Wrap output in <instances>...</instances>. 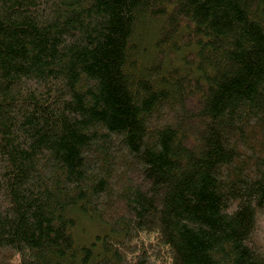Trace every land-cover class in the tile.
I'll return each mask as SVG.
<instances>
[{"label": "trees", "instance_id": "trees-1", "mask_svg": "<svg viewBox=\"0 0 264 264\" xmlns=\"http://www.w3.org/2000/svg\"><path fill=\"white\" fill-rule=\"evenodd\" d=\"M0 264H264V0H0Z\"/></svg>", "mask_w": 264, "mask_h": 264}, {"label": "rangeland", "instance_id": "rangeland-1", "mask_svg": "<svg viewBox=\"0 0 264 264\" xmlns=\"http://www.w3.org/2000/svg\"><path fill=\"white\" fill-rule=\"evenodd\" d=\"M80 239L84 243H89L94 241L95 237L98 235H104L107 228L95 220H83L80 223Z\"/></svg>", "mask_w": 264, "mask_h": 264}]
</instances>
